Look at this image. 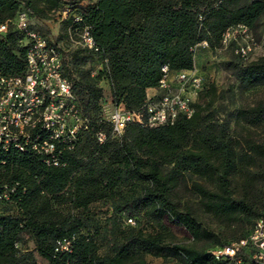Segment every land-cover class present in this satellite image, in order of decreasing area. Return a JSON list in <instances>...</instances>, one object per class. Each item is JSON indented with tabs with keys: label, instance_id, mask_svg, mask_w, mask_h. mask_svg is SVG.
<instances>
[{
	"label": "trees",
	"instance_id": "1",
	"mask_svg": "<svg viewBox=\"0 0 264 264\" xmlns=\"http://www.w3.org/2000/svg\"><path fill=\"white\" fill-rule=\"evenodd\" d=\"M77 2L0 0V23L22 11L49 20L64 6L81 15L98 51L71 48L65 75L91 118L98 113L100 79L108 83L114 104L137 110L146 90L158 85L164 64L171 70L191 69L196 44L206 41L215 51L227 29L238 24L256 29L264 15V0H91L84 7ZM71 20L68 15L61 22L58 35L66 46ZM21 37L12 27L0 36V67L9 74L25 69ZM89 56L99 59L101 71L78 76ZM240 69L241 89L264 85V55L241 63ZM199 97L193 115L179 116L173 124L130 123L119 137L103 143L93 130L85 132L64 153L65 164H47L28 150L0 147V195L7 194L0 197V264H145L148 253L186 257L187 264L227 263L209 250L174 242L166 219L183 225L193 238L210 234L190 210L177 207L184 172L214 183L192 182L207 211L229 218L243 213L254 218L252 224L264 217L254 201V191L264 187V143L241 138L218 117L214 84L205 83ZM239 116L248 126L260 124L264 101ZM235 177L244 192L239 198L231 196ZM100 201L102 210L93 207ZM127 216L133 224L125 222ZM28 240L33 245L22 248ZM64 241L67 248L60 247Z\"/></svg>",
	"mask_w": 264,
	"mask_h": 264
},
{
	"label": "built area",
	"instance_id": "2",
	"mask_svg": "<svg viewBox=\"0 0 264 264\" xmlns=\"http://www.w3.org/2000/svg\"><path fill=\"white\" fill-rule=\"evenodd\" d=\"M68 15L72 16L66 29L69 46L63 45L64 41L58 36L55 41L45 37L31 25L26 12H19L15 18L0 23V36L12 27L22 34L18 43L25 47L22 73L9 74L0 67L2 149L28 150L47 164L60 165L65 164L64 153L72 150L85 132L93 130L96 141L103 143L108 137H119L130 123L157 127L173 124L179 116L189 118L193 115L194 103L205 87V76L195 66L171 70L164 64L158 85L152 87V93L146 91L139 109L127 110L122 104H114L110 95L108 104L112 109L107 112L100 102L97 115L91 118L84 112L65 75V61L71 48L80 47L95 53L98 47L90 26L83 23L81 15L73 12L70 6L53 11L50 19L61 23ZM232 28L248 30L245 25L238 24L227 31ZM202 47H208L206 41L194 46V55ZM249 51V46L241 48L239 56L246 58ZM2 195L7 197L6 193L0 197ZM125 222L133 224L134 219L127 216ZM60 247L67 248V241L60 243ZM209 251L216 259L228 261L219 264H264V217L254 220L246 236L216 245Z\"/></svg>",
	"mask_w": 264,
	"mask_h": 264
},
{
	"label": "rangeland",
	"instance_id": "3",
	"mask_svg": "<svg viewBox=\"0 0 264 264\" xmlns=\"http://www.w3.org/2000/svg\"><path fill=\"white\" fill-rule=\"evenodd\" d=\"M84 7L91 0H72ZM34 23V22H33ZM35 28L53 41L59 35L62 23L54 19L44 21L35 20ZM225 41L222 46L215 51L210 48H199L196 52V67L205 76L207 86L214 84L217 89V99L213 108L217 109L218 117L229 123L231 131L238 134L241 138L248 136L258 142L264 143V120L256 126H248L239 116L242 109L251 107L258 102L264 101V85H258L251 89L240 88L241 69L240 64H246L257 57L264 55V15L259 20L256 29H235L232 28L223 35ZM63 45H65L63 43ZM249 46L250 51L247 52L246 58L239 56L240 49ZM78 76L83 71H89L92 75H96L101 68V63L97 57L89 56L83 63ZM100 79L98 85L101 87V97L98 103L105 105L107 112L112 109L108 104L110 94L107 82ZM201 97H197L196 102ZM206 101L205 98L202 100ZM198 181L205 183L210 187H214V183L205 178L197 177L188 172H184L181 177L177 193V207L180 210H190L197 221L203 228L210 232L209 235L193 238L186 228L173 220H167L169 229L173 233L172 240L181 246L192 247L203 251H208L216 244L222 241L228 242L245 235L253 221V217L240 213L236 217H227L207 211L197 193L191 188L192 182ZM230 187L232 189L231 196L239 198L244 193L240 186V178L232 179ZM254 196L255 207L258 212L264 214V187L261 191L256 192ZM3 205L0 203V208ZM94 208L104 209V202L100 201L93 206ZM102 216V213L98 214ZM137 219L135 224L137 223ZM149 229H153L152 225H148ZM32 241L28 240L21 245L22 248L31 247ZM145 264H187L186 257H178L171 254L155 255L148 253L145 255Z\"/></svg>",
	"mask_w": 264,
	"mask_h": 264
},
{
	"label": "crops",
	"instance_id": "4",
	"mask_svg": "<svg viewBox=\"0 0 264 264\" xmlns=\"http://www.w3.org/2000/svg\"><path fill=\"white\" fill-rule=\"evenodd\" d=\"M22 12H24V11H22ZM35 18H30V23H31V25L35 28ZM34 22V23H33ZM202 48H206V47H202ZM199 50V49H198ZM197 50V51H198ZM200 52L198 51V54H199ZM196 54V53H195ZM194 66L196 67V55H194ZM102 81H104V80H102ZM107 87H108V91H109V94H110V90H109V85H108V83H107ZM147 92H149V93H152V91H153V88H148L147 90H146Z\"/></svg>",
	"mask_w": 264,
	"mask_h": 264
}]
</instances>
